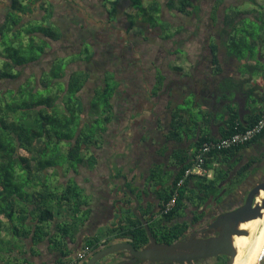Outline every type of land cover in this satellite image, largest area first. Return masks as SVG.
I'll use <instances>...</instances> for the list:
<instances>
[{
	"label": "crops",
	"instance_id": "crops-1",
	"mask_svg": "<svg viewBox=\"0 0 264 264\" xmlns=\"http://www.w3.org/2000/svg\"><path fill=\"white\" fill-rule=\"evenodd\" d=\"M44 1L54 5L52 18L63 35V28L55 18L60 3L67 11L81 7L85 23L90 24L89 35L95 33L93 29L102 22L82 4L85 0ZM255 1L252 2L255 12L251 14L239 7L243 0H223V14L218 15L222 30L213 26L208 31L179 30L171 38L173 41L180 35L181 40L173 41L174 46L155 47L150 54L146 48L142 54L137 47H130L134 54L132 60L103 68L104 73L96 77L94 89L106 86L105 71H111L115 85L111 119L101 123L104 129L99 132L95 144L87 145L88 151L80 163L72 165L64 161L45 169L36 178L37 191L46 188L45 184L47 189H54L53 194L43 196L42 201L33 196L27 204L26 215L20 212L12 217L0 214V264H56L63 253L66 258H73L88 245L96 246L88 255L90 257L100 246L119 241L132 243L131 236L119 232L121 225L138 223L135 208L149 225H156L162 219L163 199L159 190L167 188L179 171L177 155L191 157L202 137H220L230 124L231 108L237 112V120L243 126L264 110V49L260 46L251 50L248 46H237L234 41L235 36L240 38L243 34L245 18L261 22L259 18L264 17L260 13L264 11V0ZM10 2L0 0L3 19ZM103 3L104 0H100L107 10L109 7ZM238 10L242 13L232 21L233 27L220 23L224 19L227 21L229 14L232 20ZM37 13L43 14L40 10ZM79 26L86 27L83 22ZM185 38H191V44ZM93 94L85 98L82 93L86 113ZM173 123L177 124L174 137ZM239 158L238 165L231 171ZM249 158H254L256 163L242 180L236 177V169ZM262 159L263 141L242 149L231 161L220 155L210 156L208 166L212 168L213 177L207 178L208 181L217 175L227 177L220 180L218 188L210 194L208 190H196L200 196L186 201L179 215L186 207L202 211L204 207H226L235 195L240 200L248 191L250 174L257 171L252 172L255 167L259 168ZM153 171L161 176L159 184L152 181ZM190 187L195 188L194 181ZM73 188L80 193L78 204L74 203L75 197L61 202L59 196L63 191L72 194ZM127 190L138 198V207ZM204 192L209 196L201 202ZM40 205L53 212V217L43 222L48 232L42 237L36 228L42 211ZM63 225H67L66 228L63 229ZM65 230L68 233L64 234Z\"/></svg>",
	"mask_w": 264,
	"mask_h": 264
},
{
	"label": "trees",
	"instance_id": "trees-1",
	"mask_svg": "<svg viewBox=\"0 0 264 264\" xmlns=\"http://www.w3.org/2000/svg\"><path fill=\"white\" fill-rule=\"evenodd\" d=\"M131 2L135 9L134 13H130L132 25L140 20L144 26H149L151 29L157 31L159 28L160 37L166 40L171 39L180 30V28L174 29L168 20L163 19V4L160 0H148L147 2L131 0ZM251 2L256 3L255 0H251ZM118 3L119 0H104V6L109 7L107 11L110 19L113 14L115 20ZM222 4L223 0H216L211 14L212 26L221 30L223 28L218 25V8ZM166 5L168 10H176L186 16L197 15L200 11L198 0H168ZM38 10L43 14L40 18L33 17ZM54 12V5L44 0L40 3L39 0H11L7 13L3 21L0 22V41L4 39L2 44L6 45L5 37L8 36L11 43L10 46L6 45L4 50H0V80L2 82L10 83L22 78L27 67L42 62L49 55L51 41L62 39L63 32L52 18ZM246 12L253 13V11ZM240 13H242L240 10L236 11L232 20L231 14H229L227 21L224 19L220 23L223 26L227 24L231 28L233 27L232 21ZM259 19L261 22L255 21L251 17L243 20V34L240 38L235 36V44H239L240 41L242 43V39H244V44L251 50L260 46L264 49V17L261 16ZM248 20L251 23H248ZM29 24H32L30 28ZM169 26L173 30L164 35V31L170 29ZM85 52L90 53V47H86ZM213 56V61H215V55ZM65 57L55 56L49 67L40 73L39 78L31 73L17 87L0 90V214H9L12 217L20 212L21 215H26L27 204L33 196L42 201L43 196L53 194V190L47 189L48 186L45 184L46 188L37 191L36 178L45 169L59 165L64 161H68L72 165L80 163L85 157V152L88 151L87 145L95 144L99 132L104 129V125L101 123L111 119L113 108L111 98L115 89L111 71H105V76L108 79L106 86L103 89L100 87L94 89L93 97L89 103L90 109L86 113L87 107L82 90L92 78V71L88 68L69 71V64L74 62L75 58L68 60ZM263 114L264 110L256 115L247 126H243L237 120V112L231 108L228 118L230 124L221 137L245 130ZM176 134L177 124L173 123L172 136L174 137ZM207 138L211 137H202L198 145ZM258 141L264 142V130L247 143L213 152L210 156L220 155L231 161L233 156H236L242 149L250 147ZM62 156L65 158H61ZM192 156L177 155L180 164L179 171L167 188L159 190V195L163 199L161 209L163 217L156 225H150V228L155 237L161 235L165 242H171L174 238L184 234L187 224L175 222V219L186 201L189 202L194 196H200L199 193L196 194V190L200 192L208 190L207 192L210 194L218 188L219 181L227 177L217 175L216 178L208 181L204 177L192 176L178 188L177 182L184 169L190 165ZM240 160L241 158L236 160L231 171L235 169ZM255 163L254 158H249L236 169V177H242L244 180L247 173H251L250 169ZM256 170L257 167L252 172ZM155 176H159L160 181L158 182H161V176L156 171ZM193 181L195 188L192 189L190 186ZM162 186L164 187V184ZM73 190L72 194L63 191L59 196L61 202L75 197L74 203L78 204L80 193L75 188ZM176 190H178L176 203L170 212L164 214L163 206L173 198ZM209 194L204 192L201 202H204ZM40 209L42 211L36 228L39 229L40 237H42L48 232L43 222L52 218L53 212L44 205H40ZM136 221L138 223L121 225L119 233L131 236L133 245L136 248H142L149 244L150 239L142 221L139 219ZM67 225H63L62 228H66ZM168 231L173 234L167 236ZM66 233L68 232L65 230L64 234ZM67 260L68 258L63 253L58 262H67ZM85 262L80 264H85Z\"/></svg>",
	"mask_w": 264,
	"mask_h": 264
},
{
	"label": "rangeland",
	"instance_id": "rangeland-1",
	"mask_svg": "<svg viewBox=\"0 0 264 264\" xmlns=\"http://www.w3.org/2000/svg\"><path fill=\"white\" fill-rule=\"evenodd\" d=\"M144 1L147 2L148 0ZM160 1L163 4L162 17L164 20H168L173 25L174 29L180 28V30L184 32L194 29L203 31L213 29L211 14L216 0H198L200 11L197 15L195 14L193 16H186L176 10H168L166 5L168 0ZM82 4L87 5L88 10L102 20V22L97 25L96 29H93L92 32L95 33L89 35L90 24L87 25V23H85V17L82 16L84 12H82L81 7L75 6V9L71 7L72 9L67 11L61 3L58 4V12H56L55 18L63 28L64 35L62 39L58 41H51V48L48 50L49 55H47L42 62L34 63L27 67L25 69V75H23L19 80L10 83H4L0 80V90H6L8 87H17L24 80V78L31 73L35 74L39 78L40 73L49 67L51 60L55 56H66L65 58L68 60L75 58L74 62L69 64V71L77 68H88L92 71L93 80H89L82 90L85 98H89V95L94 92L93 89L96 82L95 80L102 76L105 68L108 69L109 67H114L113 63L132 60L134 54H131L132 52L129 49L130 47H137V51L140 50L142 54L144 52L143 48H146V51L150 54L154 51L155 47L163 45L174 46L175 42L173 41L179 42L181 40L179 37L180 35H178L173 41L172 39L166 41V39L159 37V28H157V31L156 29H151L149 26H144L140 20H137L136 23L132 25L130 14L127 16V13L135 11V9L132 8L131 0L119 1V12L115 20V16L113 14L111 15L110 20L109 14L106 8L101 6L100 0H85ZM239 7L245 11L254 12L255 9L251 0H243L242 5ZM222 9L223 6L220 5L218 8V15L223 14ZM260 13L262 14L264 12L260 11ZM40 16L41 14L37 13L34 14L33 17L40 18ZM2 19L3 16L0 17V22ZM80 22H83L86 27L80 28ZM247 22L251 23L249 20ZM31 25L32 24H29V28ZM171 30H173L171 27L169 30H165L164 35L167 33L169 34ZM140 34L143 36L146 35L147 38H141ZM184 35L189 36L190 34L185 33ZM185 40H189L190 42L192 39L185 38ZM243 40L244 39H242V43L240 41V43L236 45L246 47L247 45L244 44ZM3 41L4 39L0 41L1 51L5 49L6 45L10 46L11 44L10 37L8 36L5 37L6 45L2 44ZM232 44L234 45V43ZM85 46L87 48L90 47V53L85 52ZM157 50L155 49V51ZM139 55L141 54L139 53ZM61 158L65 157L62 156ZM60 161H62V159H60ZM258 166L259 168L257 171L249 176L248 191L262 178H264V159L261 160ZM248 191L241 196L240 200L247 195Z\"/></svg>",
	"mask_w": 264,
	"mask_h": 264
},
{
	"label": "water",
	"instance_id": "water-1",
	"mask_svg": "<svg viewBox=\"0 0 264 264\" xmlns=\"http://www.w3.org/2000/svg\"><path fill=\"white\" fill-rule=\"evenodd\" d=\"M151 174L153 175L152 181L158 183L160 181L159 176H155V171L154 173L151 172ZM261 190H264V181L257 183L248 191L241 205L216 217L212 224L218 229V236L196 238L194 240L177 243L158 242L151 231L149 221L143 215L139 214L137 208H135L133 211L146 228L151 246L136 248L129 241L115 242L98 249L90 255L85 264H112L113 260L109 256L122 251H127L133 256L134 260L143 259L153 261H184L226 254L230 257L227 264H233L237 254V249L234 245V236L248 235L249 231L241 227L242 223L262 216L264 197L261 201L257 200ZM127 193L135 200L136 207H138V198L131 190H127ZM241 264H264V218Z\"/></svg>",
	"mask_w": 264,
	"mask_h": 264
},
{
	"label": "flooded vegetation",
	"instance_id": "flooded-vegetation-1",
	"mask_svg": "<svg viewBox=\"0 0 264 264\" xmlns=\"http://www.w3.org/2000/svg\"><path fill=\"white\" fill-rule=\"evenodd\" d=\"M264 178H262L258 183L263 182ZM245 197L241 200L233 196L226 207H219L216 209H210V207L202 208V211L191 206L190 208H184L181 215L177 216L175 220H177L180 224H187L186 230L184 234L178 238H174L171 242H165L161 235L156 236L157 241L160 243H177L182 241H190L196 238H211L219 235V231L217 228L213 226V221L219 214H222L226 211L232 210L241 203H243ZM201 214V216H199ZM173 234V232H169L167 236ZM151 243L147 244L144 247H150ZM113 260V264H227L230 257L226 254H219L216 256H211L207 258H199V259H189L184 261H176V260H162V261H153V260H143L137 259L134 260L133 256H131L127 251H122L118 253H114L109 256Z\"/></svg>",
	"mask_w": 264,
	"mask_h": 264
},
{
	"label": "built area",
	"instance_id": "built-area-1",
	"mask_svg": "<svg viewBox=\"0 0 264 264\" xmlns=\"http://www.w3.org/2000/svg\"><path fill=\"white\" fill-rule=\"evenodd\" d=\"M263 130L264 114L254 124L243 131H239L225 137H211L202 140L196 148L194 155L192 156L190 165L184 169L181 178L177 182V187H181L184 182L192 176L204 177L208 179L212 178V168L208 166V159L210 157V154L247 143ZM177 195L178 190L175 191L173 198L163 206L164 214H167L173 209L176 203ZM92 249L93 247L89 245L85 246L77 252L75 257L69 258L67 262H57L56 264H80L87 259Z\"/></svg>",
	"mask_w": 264,
	"mask_h": 264
},
{
	"label": "bare ground",
	"instance_id": "bare-ground-1",
	"mask_svg": "<svg viewBox=\"0 0 264 264\" xmlns=\"http://www.w3.org/2000/svg\"><path fill=\"white\" fill-rule=\"evenodd\" d=\"M264 197V190H261L257 200L261 201ZM264 218V209L262 212V216H259L255 219L249 220L247 222L242 223L241 227L243 229H247L249 231L248 235H235L234 236V245L237 249V254L234 258L233 264H241L243 259L245 258L253 239L257 233V230Z\"/></svg>",
	"mask_w": 264,
	"mask_h": 264
},
{
	"label": "clouds",
	"instance_id": "clouds-1",
	"mask_svg": "<svg viewBox=\"0 0 264 264\" xmlns=\"http://www.w3.org/2000/svg\"><path fill=\"white\" fill-rule=\"evenodd\" d=\"M88 258H89V257H87V259H88ZM87 259H86V260H87ZM86 260H84V261H86Z\"/></svg>",
	"mask_w": 264,
	"mask_h": 264
}]
</instances>
